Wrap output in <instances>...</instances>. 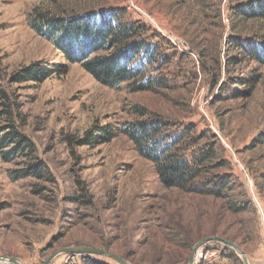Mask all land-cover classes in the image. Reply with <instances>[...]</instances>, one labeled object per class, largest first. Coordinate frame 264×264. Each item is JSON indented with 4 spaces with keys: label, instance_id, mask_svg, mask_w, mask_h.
Instances as JSON below:
<instances>
[{
    "label": "rangeland",
    "instance_id": "374dc122",
    "mask_svg": "<svg viewBox=\"0 0 264 264\" xmlns=\"http://www.w3.org/2000/svg\"><path fill=\"white\" fill-rule=\"evenodd\" d=\"M246 1L0 0V138L14 130L34 147L9 161L0 156V264H118L68 249L99 250L127 264H188L205 238L232 242L248 264H264V64L245 50L260 45L264 22L246 20L239 11ZM36 8L57 15L114 9L145 24L162 58L148 73L163 85L110 89L77 64L44 81L15 80L37 62L65 63L27 25ZM136 109L170 132L204 134L198 147L215 144V163L205 171L232 177L230 200L163 188L119 132L106 143L83 142L95 127L133 123ZM33 165L38 175L13 180ZM194 258L244 264L217 241L202 244Z\"/></svg>",
    "mask_w": 264,
    "mask_h": 264
},
{
    "label": "trees",
    "instance_id": "16d2710c",
    "mask_svg": "<svg viewBox=\"0 0 264 264\" xmlns=\"http://www.w3.org/2000/svg\"><path fill=\"white\" fill-rule=\"evenodd\" d=\"M249 21L264 22V0H247L239 9ZM27 25L39 37L51 43L64 57L65 63L45 65L35 63L16 73L17 81L32 78L44 81L52 75H63L68 65H79L101 86L117 89L126 85L133 92L152 91V84L163 85V80H154L148 69L158 58L157 45L148 39L150 30L145 24L125 20L118 10H88L70 15L52 14L41 8L28 14ZM157 37V35H154ZM258 47L247 46L246 53L252 60L264 64V39ZM243 81L245 79H238ZM0 95L3 92L0 91ZM139 119L124 123L121 130L95 127L92 136L83 142L106 143L119 132L132 144L137 155L151 163L159 184L165 189H177L186 194L230 200L232 177L229 174L208 175V164L215 163L216 146L198 147L204 134L192 138L188 128L170 132L167 125L157 118L146 117L143 110H135ZM3 131H0V133ZM15 144L11 151L3 148ZM33 144L21 133L8 131L0 138V156L9 161L19 152L32 154ZM225 167L216 166L214 169ZM41 172L39 165L28 170L14 172L13 180L22 179ZM20 173V174H18ZM232 196V195H231ZM233 213L240 208L230 205ZM86 264H96L86 260Z\"/></svg>",
    "mask_w": 264,
    "mask_h": 264
},
{
    "label": "water",
    "instance_id": "95a60500",
    "mask_svg": "<svg viewBox=\"0 0 264 264\" xmlns=\"http://www.w3.org/2000/svg\"><path fill=\"white\" fill-rule=\"evenodd\" d=\"M211 241H217V242H221L223 244H226L234 249H236L242 256L243 258V262L244 264H248L247 260L245 258L244 253L238 248V246H236L235 244H233L232 242L226 241L224 239L221 238H205L203 240H201L192 250V254L189 258V262L188 264H193L194 261V256L196 254L197 249L204 243H209ZM66 252H70V253H90V254H96V255H105L108 256L109 258L113 259L114 261H116L118 264H127L126 262H124L123 260H121L120 258H118L117 256L113 255V254H109V253H105L99 250H92V249H68Z\"/></svg>",
    "mask_w": 264,
    "mask_h": 264
}]
</instances>
